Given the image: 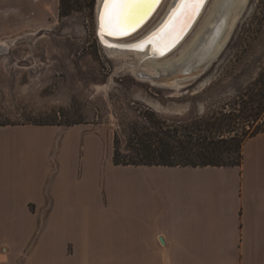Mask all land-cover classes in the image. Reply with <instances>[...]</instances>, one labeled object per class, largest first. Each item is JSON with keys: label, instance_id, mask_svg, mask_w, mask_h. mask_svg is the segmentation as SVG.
I'll list each match as a JSON object with an SVG mask.
<instances>
[{"label": "crops", "instance_id": "obj_1", "mask_svg": "<svg viewBox=\"0 0 264 264\" xmlns=\"http://www.w3.org/2000/svg\"><path fill=\"white\" fill-rule=\"evenodd\" d=\"M27 1L0 0V40ZM99 146L80 125L0 126V264H264V132L240 166L122 167L108 188Z\"/></svg>", "mask_w": 264, "mask_h": 264}, {"label": "rangeland", "instance_id": "obj_2", "mask_svg": "<svg viewBox=\"0 0 264 264\" xmlns=\"http://www.w3.org/2000/svg\"><path fill=\"white\" fill-rule=\"evenodd\" d=\"M32 1L5 20L7 36L0 41L14 42L0 53V124L80 125L97 134L104 143L93 162L100 188L126 173L118 169L140 167L114 170L108 151L114 161L116 149L135 157L142 140L153 143L158 135L169 142L207 137L241 143L264 132V0H250L220 57L179 89L138 79L127 65L132 58L104 50L97 35L98 0H64L67 15L62 0ZM169 1L134 39L159 21ZM240 151L224 153L225 160H238ZM78 174L89 175L85 152Z\"/></svg>", "mask_w": 264, "mask_h": 264}, {"label": "bare ground", "instance_id": "obj_3", "mask_svg": "<svg viewBox=\"0 0 264 264\" xmlns=\"http://www.w3.org/2000/svg\"><path fill=\"white\" fill-rule=\"evenodd\" d=\"M98 1L97 35L104 50L111 55L132 58L127 65L138 79L176 89L195 82L220 57L250 2L212 0L208 8L211 0H204L199 6H189L192 13L189 17L181 15L180 0H170L159 21L134 39L150 24L166 0L142 9L134 19L115 18L110 25L103 19L104 0ZM12 42L0 41V53L9 49ZM180 48L178 56L172 57Z\"/></svg>", "mask_w": 264, "mask_h": 264}, {"label": "trees", "instance_id": "obj_4", "mask_svg": "<svg viewBox=\"0 0 264 264\" xmlns=\"http://www.w3.org/2000/svg\"><path fill=\"white\" fill-rule=\"evenodd\" d=\"M61 13L67 15L66 4L64 0L61 1ZM259 114H256L257 116ZM0 126H7L0 124ZM161 131V135H162ZM260 133L254 132L249 137L245 138L241 143H235L236 139L215 140L205 137L204 139H197L195 141L181 142L180 140H173L169 142L160 135L155 136V141H144L138 144L136 148V156L122 157L119 150L116 149L114 154V163L117 166H194V167H226V166H240L242 163V152L238 153V160L235 158L231 162L225 160L224 153L234 155L237 150H242L243 143L250 137ZM233 157V156H232Z\"/></svg>", "mask_w": 264, "mask_h": 264}, {"label": "snow or ice", "instance_id": "obj_5", "mask_svg": "<svg viewBox=\"0 0 264 264\" xmlns=\"http://www.w3.org/2000/svg\"><path fill=\"white\" fill-rule=\"evenodd\" d=\"M158 0H104V16L106 24H111L112 20L122 17L128 20L134 19L142 9L148 8ZM183 5L181 15L189 16V6H199L204 0H180ZM194 11V8H193Z\"/></svg>", "mask_w": 264, "mask_h": 264}, {"label": "water", "instance_id": "obj_6", "mask_svg": "<svg viewBox=\"0 0 264 264\" xmlns=\"http://www.w3.org/2000/svg\"><path fill=\"white\" fill-rule=\"evenodd\" d=\"M161 242H163V240H161Z\"/></svg>", "mask_w": 264, "mask_h": 264}]
</instances>
